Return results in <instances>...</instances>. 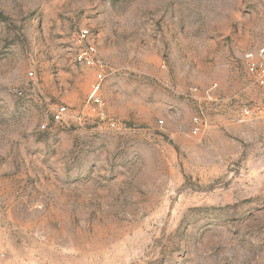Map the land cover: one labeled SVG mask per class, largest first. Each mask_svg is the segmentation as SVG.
Returning a JSON list of instances; mask_svg holds the SVG:
<instances>
[{"label": "rangeland", "instance_id": "374dc122", "mask_svg": "<svg viewBox=\"0 0 264 264\" xmlns=\"http://www.w3.org/2000/svg\"><path fill=\"white\" fill-rule=\"evenodd\" d=\"M262 45L264 0H0V264H264V114L235 119ZM213 84L227 115L192 137L186 93Z\"/></svg>", "mask_w": 264, "mask_h": 264}, {"label": "built area", "instance_id": "2783aa9c", "mask_svg": "<svg viewBox=\"0 0 264 264\" xmlns=\"http://www.w3.org/2000/svg\"><path fill=\"white\" fill-rule=\"evenodd\" d=\"M98 38L91 29L85 28L73 36V45L76 49L75 61L77 64L94 69L97 72V84L93 86L88 98V106L104 107V101L101 97V86L107 77L109 64L100 57ZM242 72L248 77L250 83L255 88L264 92V45L254 47L245 52L242 56ZM163 64L162 69H166ZM34 77V72L29 73ZM186 97L194 107V114L191 121L190 134L192 137L203 135L213 123L214 120L221 119L227 115L228 99L222 92L218 84L209 87H191ZM235 119L239 123H244L252 119H257L264 114V100L254 101L253 103H236ZM99 115L106 117L105 111ZM70 118V110L67 106H58L51 115L54 124H63ZM112 129H117L118 124L115 121H109ZM164 125V122H160ZM48 129V124L41 126L42 131Z\"/></svg>", "mask_w": 264, "mask_h": 264}]
</instances>
